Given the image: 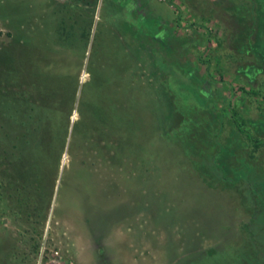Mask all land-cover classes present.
Listing matches in <instances>:
<instances>
[{"label":"rangeland","instance_id":"obj_1","mask_svg":"<svg viewBox=\"0 0 264 264\" xmlns=\"http://www.w3.org/2000/svg\"><path fill=\"white\" fill-rule=\"evenodd\" d=\"M89 18L87 42L64 38ZM216 104L262 143L225 110L221 141L264 171V0H0V264H245L248 215L186 139Z\"/></svg>","mask_w":264,"mask_h":264},{"label":"trees","instance_id":"obj_2","mask_svg":"<svg viewBox=\"0 0 264 264\" xmlns=\"http://www.w3.org/2000/svg\"><path fill=\"white\" fill-rule=\"evenodd\" d=\"M91 21V18H89L83 27L81 25L77 26L76 23H73L74 21L66 22L63 20L60 30L63 32L65 39L69 38V40L73 41V39L85 38L87 42ZM100 26L102 25L100 24ZM130 30L132 29L129 24L124 22L120 25L119 31L127 32ZM110 35L107 33L105 35L109 41L114 39ZM109 49L110 47L108 48V46L104 47L102 54L107 57ZM112 59L115 58L112 57ZM123 63L122 61H115V66L113 64L109 65V69L112 70L113 74L114 72L117 73V71L120 73L121 69L124 68L122 67ZM116 75L117 80L121 79L119 74ZM107 81L109 82V80ZM107 85L104 78L103 82H99L97 88L101 90L109 88ZM98 94L97 98H99H96L97 101L91 103V109L96 111L100 117L110 118L109 110L115 109L113 107L115 99L111 96V99L108 100L110 95H108L107 99V94L104 92ZM214 106H216L214 108L217 110V117L213 120L211 126V136L207 137L206 134L203 135L201 131L193 128L186 134V139L196 154L201 157L200 167L202 171L210 176L213 181L225 184L233 188L237 193L239 203L248 215L247 220L242 225L243 242L247 246V251L242 255V259L245 264H261L264 262V171L260 170L258 165L253 162L251 156L240 153L244 148L241 147V149L239 147V149L237 148L238 151L232 152L233 149L228 146L230 142L226 144L221 141L220 134L224 128L222 121L223 110L229 116L234 127L233 132L241 133L251 148L258 147L262 140L252 135L249 128L245 126V122L237 108L217 106V104ZM262 119L264 118L262 117ZM260 122L264 123L263 120H260ZM223 149L226 157L222 162L219 159V155L223 152Z\"/></svg>","mask_w":264,"mask_h":264},{"label":"crops","instance_id":"obj_3","mask_svg":"<svg viewBox=\"0 0 264 264\" xmlns=\"http://www.w3.org/2000/svg\"><path fill=\"white\" fill-rule=\"evenodd\" d=\"M90 32H91V29H89V35H90ZM113 32V31H112ZM88 35V36H89ZM110 36H113L114 37V39H115V41L117 42V45H118V47H119V54H116L117 56H119V61H126V59H125V53H124V47H123V44H124V41H123V39H122V34H119V32H114V33H112V35H110ZM118 58V57H117ZM120 76H122L123 77V75H120ZM122 77H121V79H122Z\"/></svg>","mask_w":264,"mask_h":264}]
</instances>
